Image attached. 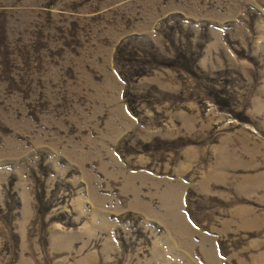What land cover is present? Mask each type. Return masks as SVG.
Instances as JSON below:
<instances>
[{
	"label": "rangeland",
	"instance_id": "1",
	"mask_svg": "<svg viewBox=\"0 0 264 264\" xmlns=\"http://www.w3.org/2000/svg\"><path fill=\"white\" fill-rule=\"evenodd\" d=\"M0 264H264V0H0Z\"/></svg>",
	"mask_w": 264,
	"mask_h": 264
}]
</instances>
